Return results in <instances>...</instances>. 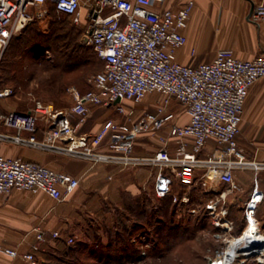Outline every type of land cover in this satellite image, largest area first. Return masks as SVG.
Here are the masks:
<instances>
[{"label": "built area", "instance_id": "2783aa9c", "mask_svg": "<svg viewBox=\"0 0 264 264\" xmlns=\"http://www.w3.org/2000/svg\"><path fill=\"white\" fill-rule=\"evenodd\" d=\"M167 1L0 0V54L17 26L22 29L42 15L33 14V9L52 3L58 13L71 16L76 25L84 27L85 44L92 47L103 63L89 91L80 94L74 88L67 90L74 100L70 109H56L35 101L29 111L0 113V123L15 131L14 136L0 134V141L9 140L92 163L155 167L153 189L159 199L170 194L174 179L187 186L198 181L205 184L215 180L227 184L232 191L237 190L239 186L234 171L247 165L258 168V165L242 159L237 135L248 90L264 77V55L240 60L222 51L209 62L197 65L179 63L177 52L186 44L183 32L188 27L195 2L180 0L166 6ZM248 16L256 24L264 22V3L254 4ZM191 55H194L193 51ZM152 93L161 96L155 102L154 111L133 122L134 111L131 108L126 110L124 102L139 104ZM13 95L11 87L0 89V100ZM116 100L119 102L115 103ZM172 101L187 116L186 123L179 124L177 114L174 117L166 115ZM92 106H112L127 121L123 124L106 121L97 133L80 135L78 127ZM170 118L172 121L169 122ZM40 119L50 124L41 140L37 138ZM163 129L166 133L158 136L161 147L155 154L133 155L135 139L140 133H156ZM107 136L109 153H101L98 148ZM210 140L222 146L220 156L201 157ZM170 146H173V154ZM78 185L79 180L70 174L18 157L0 155V195H8L13 190L41 192L56 202H62ZM262 199L263 194L254 182L252 195L244 208L249 227L255 222L256 208ZM177 201L174 196L173 202ZM180 201L187 203L189 198L182 197ZM221 201L214 198L205 204V209L214 217L215 227L230 232L232 222L223 220L226 209L217 212ZM58 236V232L52 233V237ZM36 238L43 241L41 230L37 231ZM238 238L233 243L221 241L222 244L208 257L207 264H234L239 251ZM4 252L11 257L18 256L13 249L5 248ZM22 259L37 264L31 253L22 255Z\"/></svg>", "mask_w": 264, "mask_h": 264}, {"label": "crops", "instance_id": "0c3cea01", "mask_svg": "<svg viewBox=\"0 0 264 264\" xmlns=\"http://www.w3.org/2000/svg\"><path fill=\"white\" fill-rule=\"evenodd\" d=\"M175 1L177 0H168L166 6L172 5ZM205 1L207 0H194L196 8L198 7V10L202 8ZM261 3H264V0H231L226 7L224 5L211 6L212 12H209V15L210 13L214 14L215 18L210 15L214 19L210 17L209 26L205 24V27H201L193 21L191 24L188 23L187 29L183 32L187 41L177 52V61L183 65H197L201 62L211 61L222 51L228 52L240 60H252L256 56L264 55V22L256 24L249 20L248 16L251 4ZM192 51L194 52L193 56L191 55ZM123 105L126 110L130 108V102L126 101ZM8 111L20 110L14 106L10 98L0 100V113ZM176 114L179 124L187 122V116L183 114L181 108ZM115 116H117V112L112 106H92L84 122L79 125L78 132L80 135L95 134L106 121L116 122L113 118ZM74 122L76 121L74 120ZM49 127L50 124L45 120H39L37 131L39 140L44 138ZM0 134L14 136L15 131L0 123ZM156 134L146 133V138H139L151 140L150 145L145 146L149 152L142 156H152L160 149L161 144L158 140L160 135ZM108 140L109 136L98 148L101 153H109ZM136 142L133 149L136 145H143L139 141ZM237 145L241 157L246 163L258 165L257 169L252 165H247L244 169L234 171V179L239 186L237 190L232 191L227 184L215 180L207 181L205 184L198 181L188 190L189 208L190 211L193 209V214L202 210L204 205L214 198L222 200L217 206V212L222 208L226 209L227 213L223 220L232 222L230 232L215 227L213 225L214 217L209 216L207 210L204 214V218L211 222L214 230L221 234L215 241L217 245H221V241L233 243L235 238L243 237L251 227L244 218V208L246 201L252 195L254 182L258 184L263 199L257 205L253 224L257 231L256 236L261 242L264 241V77L254 82L248 90L239 125ZM169 150L173 154V146H170ZM221 150L222 146L210 140L203 149L201 157L220 156ZM134 154L138 156L135 150ZM0 155L35 162L51 170L70 174L79 180L78 187L62 202H56L41 192L13 190L8 195H0V264H29L22 259V255L28 253L34 255L37 264H47L46 259L52 257L54 249L66 245L68 237L71 238L73 235L76 237L79 234L82 238L80 240L83 242L90 241L85 235L86 232L95 228L93 222H106L103 217L98 216H102V211L105 210L103 208L108 206V202L112 198L115 201L120 200L119 194L122 189L131 195L140 193V187L145 192L151 189L150 192L153 193L154 198L161 200L155 196L153 189L157 171L155 167L141 166L140 172L136 171L132 174L128 171L133 170L136 166L121 167L108 162L92 163L56 152L21 146L9 140L0 141ZM134 181L141 182H138L137 185ZM104 212V215L107 216V211ZM131 223L133 224L132 221ZM101 228L102 225L98 224L95 230L98 232ZM38 230L44 234L43 242L49 244L50 251L48 253H39L42 243L36 240ZM53 232H58L59 236L52 237ZM244 246L246 245L238 246L239 251L234 264H264V250L245 253L242 250L247 246ZM5 248L17 251L18 256H9L4 252ZM215 248L216 246L208 250L209 256Z\"/></svg>", "mask_w": 264, "mask_h": 264}, {"label": "rangeland", "instance_id": "374dc122", "mask_svg": "<svg viewBox=\"0 0 264 264\" xmlns=\"http://www.w3.org/2000/svg\"><path fill=\"white\" fill-rule=\"evenodd\" d=\"M177 1L181 2L180 0ZM217 2V0H207L199 10L198 7L196 8V5H194L189 24L193 21V23L199 24L201 27L208 25L204 16L207 14V11L211 9V6H217ZM32 13L35 15H42L35 17L32 21L27 23L23 29L14 33L8 41L7 46L0 54V83L4 86L11 85L17 87V92L10 98V101L13 102L14 106L20 111L29 110L33 107L35 101L50 104L56 109H70L74 100L67 91L68 88L74 87L78 93L89 91L92 88L94 76L102 69L101 62L99 60L89 59L92 66L87 65L71 73L61 74V70L54 69L53 66L58 64V60L64 59L63 54L64 51H66L65 47L69 41L67 40L68 37L72 40V38L76 36L77 42L79 43L81 35L84 32V27L76 25L71 17L62 14L54 15L49 5L35 8L32 10ZM201 15L202 17H200ZM23 31L25 32L24 37H27V39L22 38L17 43L15 39L19 37ZM58 34L61 35L62 38L60 40H55L54 38ZM36 49L39 51L35 53L34 50ZM88 53L93 54L90 50H88ZM95 63L99 67H96ZM94 68H98V70L93 71ZM54 82H62L67 85L62 89H56L57 87H54ZM149 97L152 99L150 100ZM160 99L161 96L159 94L152 93L139 104L130 103V108L134 111L132 121L134 122L145 113L153 112L155 109V102ZM179 110L180 106L175 101H172L167 108L166 115L171 114L174 117ZM113 118L118 124H123L127 121V118L125 119L124 116L118 113L117 116ZM170 121H172L171 118L169 122ZM146 133L154 132L140 133L136 137L135 142L138 139L137 142L143 143L144 147L143 145H136L133 149L134 156H136L134 150L138 156H142V154L149 152L145 146L150 145L151 140L139 139L146 138ZM156 133V135H164L166 129ZM141 169V166H136L133 170H129L128 172L133 174L136 171L140 172ZM138 182H136L137 185ZM190 186L184 185L176 188V191L182 194L181 198L188 197ZM150 190L148 192H150ZM144 194L145 191L141 187L140 193L137 195H131L122 189L119 194L120 200L115 201V199L112 198V200L108 202V206L103 208L105 210L102 211V216H98L103 217L106 222H93L95 228L98 224L102 225V228L98 231L101 238L100 243L102 244L97 243L98 238H95L97 231L95 228H91L85 234L90 241L83 242L80 240L82 238H80L81 236L79 234L76 237L74 235L71 236L72 239L68 237L67 243H65L66 245L54 249L55 251H53V253L55 254L52 256V262H54V264H206L208 259L207 256L210 254H208V250L214 247L216 244L215 241L219 238V235H221L220 232L214 230L211 222L203 218V212L198 210L196 214H193V209L190 211V201L187 203L179 202V204L178 202L174 203L173 199L172 204L178 205V210L175 213L170 212L168 215H165L163 220L166 223L175 222V225L172 228L167 227L164 230L160 229L159 233V236H162L161 240H163L159 244L164 251L162 256L156 258L149 252L156 233V227H149L146 229L148 231L140 233L134 238L133 244L137 250L141 252L138 259H130L119 263L114 259H111L112 261L103 260L99 262L94 258V254H99V252L104 255L107 253L112 254V243L110 247H108V243L114 236V228L117 227L116 225L118 223L120 227H122L124 222H120V220L130 216L131 210L134 217L140 215ZM175 197L178 199L179 196ZM203 200L204 198L202 202ZM104 211H107V216L104 215ZM142 235H145L144 238H141L143 237ZM95 239L97 242H95ZM43 240H45V238ZM69 240H72V242L69 243ZM39 242L42 243L39 253H48L50 251L48 247L49 244L43 241ZM81 242L84 244L86 243L85 247L82 249L83 251L68 250L69 246H77V244ZM121 246L123 247L125 244L123 243ZM91 248H96L97 251L94 253L90 252ZM142 252L145 253L144 256H142ZM62 256L63 261L59 259Z\"/></svg>", "mask_w": 264, "mask_h": 264}, {"label": "trees", "instance_id": "16d2710c", "mask_svg": "<svg viewBox=\"0 0 264 264\" xmlns=\"http://www.w3.org/2000/svg\"><path fill=\"white\" fill-rule=\"evenodd\" d=\"M47 5L50 6V10L51 12L55 15V14H60L56 11L54 5L52 3H48ZM65 15V14H62ZM67 17H71L69 15H65ZM74 35V33H73ZM83 35L84 32L81 35L80 41L79 43L77 42V38L76 36H72L74 38H72V40L70 39V37H68L67 40L68 43L66 44V51H64V59L63 60H58V64L53 66L54 69H60V73L62 74H67V73H71L74 70L80 69L81 67H86L87 65L92 66V63L90 60H99L96 56V54L94 53L93 49L91 46L85 44L83 42ZM25 36V32L23 31L19 37H17L15 39V41L18 43V41L22 38L27 39V37ZM62 38L61 35H56L55 36V40H60ZM17 47V45H16ZM88 50L91 51L90 54L88 53ZM35 53L38 52L39 50H34ZM90 59V60H89ZM100 61V60H99ZM101 62V61H100ZM102 65L103 68V63H100ZM96 67H99L96 63H95ZM97 71L98 68H94L93 71ZM102 70V69H101ZM100 70V71H101ZM99 71V72H100ZM66 83H62V82H54V87L56 89H62L64 86H66ZM5 87H11L14 91V95L17 92V87L16 86H11V85H2L0 83V89L5 88ZM13 95V96H14ZM12 96V97H13ZM31 109V108H30ZM20 112H24V111H20ZM178 186H184V184H182L179 180H173V185H172V190L170 192L169 195H167L165 198L161 199V200H157L154 198L153 193L151 192H145L144 197H143V202H142V209L140 210V215L141 217H134L132 215V210L130 211V214L128 212V214L130 216L120 220V222H124V224L122 225V227H120L119 223L116 225L117 227L114 228V236L112 237V240L110 239L109 241V246L112 243V254L107 253L106 255L101 254L99 252V254H94V258H96L97 261H103V260H111L114 259L116 262L122 263L123 261H128L130 259H138L139 255L141 254L140 251L137 250V248L134 246V238H136L140 233H144L148 230H146L147 228L151 227V228H155L156 233L154 236V240H153V244L151 245V249H150V253H152V255H154L156 258L162 256V253L164 252L163 249H161V247L159 246V244L163 241L162 236H159L160 233V229H165L167 227L172 228L175 225V222H169L166 223L164 222V217L165 215H168L170 212L175 213L178 210V205L172 204V199L174 196H179L178 197V203H181V193L176 191V188ZM189 198V196H188ZM190 201V198H189ZM176 203V202H175ZM179 203V204H180ZM201 212H203V214H205L206 209H205V205L203 207L202 210H200ZM127 215V214H126ZM204 218V216H203ZM246 220V219H245ZM131 221L133 222V224L131 223ZM120 227V229H119ZM148 234V233H147ZM150 235V234H149ZM111 236V233H110ZM95 238H98V242L95 239V242H97L98 244H102L100 243V235L97 232V235ZM136 242V241H135ZM123 243L125 244V246H121L123 245ZM86 243H79L77 244V246H69L68 250L69 251H83V247H85ZM114 245V247H113ZM214 246H216V248H218L220 245L215 244ZM67 250V251H68ZM97 249L96 248H91L90 252H96ZM68 253V252H66ZM55 254V253H54ZM54 254H52L51 256H53ZM63 255V254H62ZM141 257V256H140ZM53 257H49L48 259H46L47 264H54V262H52ZM61 261H63V256L61 258H59ZM65 259V258H64ZM112 261V260H111ZM57 264V263H56Z\"/></svg>", "mask_w": 264, "mask_h": 264}, {"label": "bare ground", "instance_id": "6f19581e", "mask_svg": "<svg viewBox=\"0 0 264 264\" xmlns=\"http://www.w3.org/2000/svg\"><path fill=\"white\" fill-rule=\"evenodd\" d=\"M218 2V4H217V6H220V5H224V7H226L228 4H229V2H231V0H229V2H228V0H217ZM215 3H216V1H215ZM232 3H233V1H232ZM214 6H216V5H214ZM232 6V5H231ZM213 7V6H212ZM212 7H211V9H209L208 11H207V14L204 16V18H206L205 20H207V22H208V26H209V20H210V17L212 16H214V14L213 15H211V13H210V15H209V12H212ZM214 8H216L217 9V7H214ZM228 8H230V6H228ZM232 9V8H231ZM211 10V11H210ZM214 11V10H213ZM216 11V10H215ZM225 12V11H224ZM201 13V12H200ZM216 14V13H215ZM218 14V13H217ZM230 14V13H229ZM225 15V14H224ZM200 17H202V15L200 16ZM211 17V18H212ZM221 17V16H220ZM214 18H215V16H214ZM214 18H212V19H214ZM224 18H225V16H224ZM203 19V18H202ZM213 21V20H212ZM218 21V20H217ZM223 21V20H222ZM221 21V22H222ZM205 22V21H204ZM215 23V22H214ZM212 28V27H211ZM20 30V27L19 26H17L16 28H15V30H14V33H16V32H18ZM254 222H251V227L246 231V233H244L245 235L243 236V237H240V238H238L237 239V243H238V245H237V247L239 246H243V245H246V244H248V243H259V242H261V240L256 236V230H255V226H254V224H253ZM258 235V234H257ZM241 239V240H240ZM244 247H246V246H244Z\"/></svg>", "mask_w": 264, "mask_h": 264}, {"label": "water", "instance_id": "95a60500", "mask_svg": "<svg viewBox=\"0 0 264 264\" xmlns=\"http://www.w3.org/2000/svg\"><path fill=\"white\" fill-rule=\"evenodd\" d=\"M252 8H253V5L251 4V7H250V11H249V14L251 13L252 11ZM86 38L83 40L84 43H86ZM119 100H116L115 103H118ZM247 248L243 249L242 252H249V253H254L256 250H264V241L263 242H259V243H248L246 244Z\"/></svg>", "mask_w": 264, "mask_h": 264}]
</instances>
